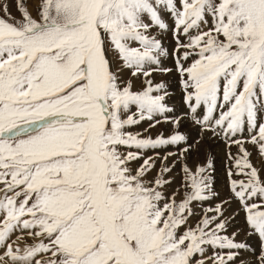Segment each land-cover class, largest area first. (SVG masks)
Here are the masks:
<instances>
[{"label": "snow or ice", "instance_id": "obj_1", "mask_svg": "<svg viewBox=\"0 0 264 264\" xmlns=\"http://www.w3.org/2000/svg\"><path fill=\"white\" fill-rule=\"evenodd\" d=\"M17 9L20 18L0 4V264H264V169L245 147L264 159V0H37L35 15L17 0ZM153 30L172 33V52ZM170 55L186 115L238 149L230 191L258 251L222 234L232 201L189 224L193 204L216 195L214 165H188L192 144L168 115L166 84L153 83L173 71L162 66ZM161 122L175 127L153 138ZM172 158L180 201L167 190Z\"/></svg>", "mask_w": 264, "mask_h": 264}, {"label": "rangeland", "instance_id": "obj_2", "mask_svg": "<svg viewBox=\"0 0 264 264\" xmlns=\"http://www.w3.org/2000/svg\"><path fill=\"white\" fill-rule=\"evenodd\" d=\"M37 0H25L29 11L32 15H35V6ZM7 3L9 6V11L11 15L20 18V12L17 9V0H0V4ZM4 13L0 11V16ZM169 24H172V20L165 15L164 17ZM153 34L157 35L162 39L165 47L172 52L175 46V40L173 39L172 33H160L153 30ZM162 66L167 68H172L173 71L169 73L155 72L153 73V83H165L167 86V91L169 93L166 98V102L169 107L173 109L172 113H169V117H177L181 119L179 131L184 133L189 137V143L192 144V149L187 157L188 165L195 170L198 164H206L208 159L213 161L214 170L211 175L213 176L212 188L216 193L210 200L202 203H194L193 207L195 210V215L189 219V224L193 227L203 218L205 211L208 208H215L217 205L222 204L224 201H232L231 205L225 204L224 207L226 211L224 212L225 217H228L227 232L222 233L226 235L236 234L235 239L237 242H247L250 240L254 248H257V239L255 237L248 235V225L245 223V214L240 210L239 202L232 200V193L230 191V178L228 175L229 167H234L232 160L229 158V152L236 155L238 149L235 145L231 148L227 146V141L223 138L212 137L211 133L201 132L199 130V125H195L190 120V117L186 115L188 109L183 102V90L181 85V78L179 74L174 70V56L170 55L168 57H162ZM127 75V74H126ZM134 84L137 88L140 87L141 81L134 80ZM162 120V118H160ZM149 122L145 121L141 124L134 126L131 131H143L148 128ZM174 125L171 123L161 122L154 128L150 129V133L155 138L159 133H164L165 136L172 133ZM148 133H145L147 135ZM216 144V145H215ZM221 146L220 148H217ZM245 147L252 153L251 160L254 166L260 169H264V159L261 158L259 153L256 151L253 145L246 144ZM180 149L176 146H170L166 151L178 152ZM165 150H161V154H164ZM151 154V153H149ZM175 161V158H172ZM154 174V173H153ZM174 177L173 183L168 186V193L171 194L174 190L179 189V194L176 196L177 201L183 199L184 189L181 187L182 184V165L180 162L175 161V168L171 173ZM233 179H243V176L235 175ZM261 178L264 179V170L261 171ZM259 202V201H257ZM264 210V209H262ZM209 216L215 215V213H208ZM28 243H32L31 240ZM249 243V242H248ZM211 252V249L209 250ZM227 251V250H224ZM246 259H254L248 253H242ZM231 264V262H230Z\"/></svg>", "mask_w": 264, "mask_h": 264}, {"label": "bare ground", "instance_id": "obj_3", "mask_svg": "<svg viewBox=\"0 0 264 264\" xmlns=\"http://www.w3.org/2000/svg\"><path fill=\"white\" fill-rule=\"evenodd\" d=\"M216 145V144H215ZM217 148H220V149H218V150H221V146H219V147H217Z\"/></svg>", "mask_w": 264, "mask_h": 264}]
</instances>
